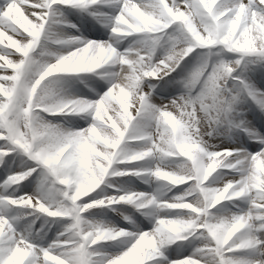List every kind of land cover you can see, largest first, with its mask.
Returning a JSON list of instances; mask_svg holds the SVG:
<instances>
[{
	"label": "rangeland",
	"instance_id": "obj_1",
	"mask_svg": "<svg viewBox=\"0 0 264 264\" xmlns=\"http://www.w3.org/2000/svg\"><path fill=\"white\" fill-rule=\"evenodd\" d=\"M96 1L0 0V264H234L264 238L230 171L264 126V0ZM85 19L88 55L61 45Z\"/></svg>",
	"mask_w": 264,
	"mask_h": 264
},
{
	"label": "bare ground",
	"instance_id": "obj_2",
	"mask_svg": "<svg viewBox=\"0 0 264 264\" xmlns=\"http://www.w3.org/2000/svg\"><path fill=\"white\" fill-rule=\"evenodd\" d=\"M128 1L129 0L121 4L122 9L120 11L121 13L120 15H122V17L125 18L124 20H130L131 22H135L137 19V9L140 7L143 8L144 15H147L151 10V7L149 6L143 7L144 5H142L141 3L135 4V3H129ZM118 2L119 0H97L94 4L81 3L75 9L81 11V9L83 10L85 8L102 6L107 11L108 10L112 11L116 7ZM67 8L70 9L71 7L68 6ZM64 12L67 13L68 11L65 10ZM86 22L87 20L85 19L83 23ZM93 24H95V21L91 23V21L88 20L87 25L91 26V28L90 29L87 28L86 32L88 33V36L87 37L85 36L83 41H80L81 38L80 39L75 38V39L66 40L61 45L64 47H71L75 44L82 42L84 44V47L81 50L82 55L85 53L86 55H88L89 51L91 52V50L102 48L100 45L96 44V42L92 39L93 35L99 33L98 32L99 29L92 26ZM75 54L77 53L75 52ZM125 60L126 58L123 59L121 63L122 70L120 71V74L116 76L117 78H115L117 82L116 83L117 87L123 90L130 83L128 72H126L127 66L126 63H124ZM109 63L110 61L108 56H105L100 63L95 62L94 68L91 70L89 69L90 70L89 73H96L99 70L108 72V67L110 66ZM87 73H84V71L81 73L79 71V72H74L71 75H73L72 76L73 78H75L76 75H79L77 78H81L82 76L86 77L90 75ZM106 100L108 103L110 102L109 98ZM76 103L80 105V107L82 108H85L92 104V102H89V100L87 99H79V101ZM259 128L261 129L260 131L248 132L247 134L248 136L240 139L235 146L233 157H235L234 159H236L237 163L241 166V169L230 168V171L233 172L240 173L242 172V170L246 171L245 175H243L242 180L245 186L249 189V192L252 193L253 196V198H250L252 204L251 207H249L251 212L248 213V221L251 222V226H255V227L254 228L249 227L248 229H246V225H245L246 223L243 224V226L245 225V228L241 230V233L243 234L246 232L245 230L260 232L261 230L258 229V227L264 226V220H262L261 223L256 224L262 219L261 218L262 213H260V211H257V206L261 205L262 207H264V126L259 125ZM246 138H248L252 142L248 144ZM253 209H256V211ZM240 248L241 249L237 251L238 254L236 255V257H234V264H264V238H262L261 240H256L255 242H249V240H247V238L244 236L243 243Z\"/></svg>",
	"mask_w": 264,
	"mask_h": 264
}]
</instances>
